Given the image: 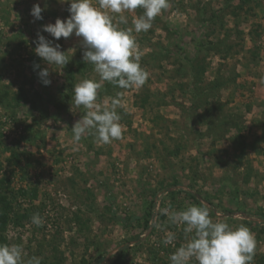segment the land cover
<instances>
[{
    "label": "rangeland",
    "instance_id": "1",
    "mask_svg": "<svg viewBox=\"0 0 264 264\" xmlns=\"http://www.w3.org/2000/svg\"><path fill=\"white\" fill-rule=\"evenodd\" d=\"M34 4L42 20L30 15ZM69 6L0 0V220L11 206L0 244L41 264H170L190 234L164 210L206 205L213 221L251 230L252 264H264V0H169L140 33L132 20L142 9L122 13L126 24L117 15L119 27L133 28L149 75L139 88L98 90L102 106L121 101L123 135L109 144L87 132L72 138L87 111L73 88L99 77L83 61L82 38L42 31ZM38 32L60 44L65 66L35 53ZM168 234L175 240L165 245Z\"/></svg>",
    "mask_w": 264,
    "mask_h": 264
},
{
    "label": "clouds",
    "instance_id": "2",
    "mask_svg": "<svg viewBox=\"0 0 264 264\" xmlns=\"http://www.w3.org/2000/svg\"><path fill=\"white\" fill-rule=\"evenodd\" d=\"M69 3V16L56 18L55 23L42 26V31L59 41L73 34L82 38L84 48L83 61L94 66L99 79L84 78L75 84L72 101L75 106H83L86 114L75 122L71 128L73 140L79 142L87 132L95 136L101 144H109L123 135L121 116L117 112L121 101L119 94L111 101V107L96 103L98 90L105 82L121 89L142 87L148 79V72L140 64L138 44L132 35L133 28H121L114 22L119 16V23L126 24L122 13L142 9V13L133 17L132 24L136 33L147 32L153 21L162 10L169 7V0H61ZM44 9L34 4L30 15L35 20H42ZM35 53L49 65L65 66L69 60L61 51L59 43L47 39L37 33ZM39 68L37 64L34 66ZM41 82L51 84L49 70L38 72ZM174 224L184 225L183 231L190 234L186 243L182 244L170 255V264H190L194 259L197 264H252L256 252V240L246 225L233 228L226 221L210 217L206 205H190L182 211L164 210ZM31 223L37 227L42 224V217L36 213ZM174 234H168L165 245L173 244ZM174 246V245H173ZM0 264H41L38 257L25 259L23 249L19 245L0 244Z\"/></svg>",
    "mask_w": 264,
    "mask_h": 264
},
{
    "label": "trees",
    "instance_id": "3",
    "mask_svg": "<svg viewBox=\"0 0 264 264\" xmlns=\"http://www.w3.org/2000/svg\"><path fill=\"white\" fill-rule=\"evenodd\" d=\"M3 199H5L4 196H2ZM8 203H4L3 207L4 209L1 210V214H3V219L0 220V230L4 229L5 228V224H6V220L9 218L8 217V213L6 212L5 208L8 207ZM151 205H149L146 209V211L144 212V218H143V224H142V228L143 229H146L148 227V221H149V218H150V209H151ZM9 209H11V206L8 207ZM8 211V210H7ZM17 215V214H16ZM15 216V215H14ZM10 219V218H9Z\"/></svg>",
    "mask_w": 264,
    "mask_h": 264
}]
</instances>
